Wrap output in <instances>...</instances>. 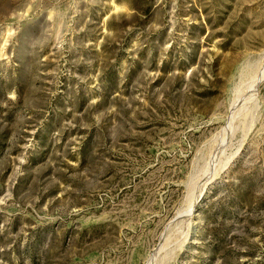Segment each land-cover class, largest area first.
<instances>
[{"label": "rangeland", "instance_id": "374dc122", "mask_svg": "<svg viewBox=\"0 0 264 264\" xmlns=\"http://www.w3.org/2000/svg\"><path fill=\"white\" fill-rule=\"evenodd\" d=\"M0 264H264V0H0Z\"/></svg>", "mask_w": 264, "mask_h": 264}]
</instances>
